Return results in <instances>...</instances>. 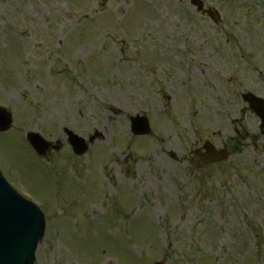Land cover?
Masks as SVG:
<instances>
[{"label": "rangeland", "instance_id": "obj_1", "mask_svg": "<svg viewBox=\"0 0 264 264\" xmlns=\"http://www.w3.org/2000/svg\"><path fill=\"white\" fill-rule=\"evenodd\" d=\"M204 1L219 24L190 0H0V164L45 213L37 264H264V136L242 99L264 95V0ZM31 130L63 142L53 160ZM207 139L231 157L199 167Z\"/></svg>", "mask_w": 264, "mask_h": 264}, {"label": "water", "instance_id": "obj_2", "mask_svg": "<svg viewBox=\"0 0 264 264\" xmlns=\"http://www.w3.org/2000/svg\"><path fill=\"white\" fill-rule=\"evenodd\" d=\"M254 102L258 103L257 98ZM251 104L255 107L254 103ZM262 107L256 106L255 109L264 117ZM1 112L0 109V129H6L10 125V115L5 112L3 115ZM132 122V129L136 134L150 131L146 118L137 116ZM262 130L264 132V124ZM69 134L74 150L84 152L86 145L83 141L73 132L69 131ZM29 139L40 153L45 151V142L39 134L31 133ZM227 155V151L221 153L209 148L202 159L210 161ZM44 229L45 219L41 209L15 192L0 172V264H35L37 245Z\"/></svg>", "mask_w": 264, "mask_h": 264}, {"label": "trees", "instance_id": "obj_3", "mask_svg": "<svg viewBox=\"0 0 264 264\" xmlns=\"http://www.w3.org/2000/svg\"><path fill=\"white\" fill-rule=\"evenodd\" d=\"M96 240H98V239H96ZM106 248L104 247V250H105Z\"/></svg>", "mask_w": 264, "mask_h": 264}]
</instances>
